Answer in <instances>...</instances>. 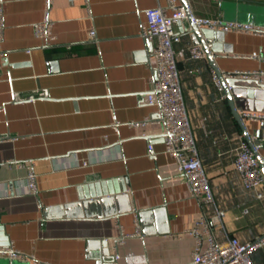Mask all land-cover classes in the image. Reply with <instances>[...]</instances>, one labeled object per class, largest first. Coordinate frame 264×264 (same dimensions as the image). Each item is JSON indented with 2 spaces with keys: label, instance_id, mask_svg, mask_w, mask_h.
<instances>
[{
  "label": "crops",
  "instance_id": "obj_1",
  "mask_svg": "<svg viewBox=\"0 0 264 264\" xmlns=\"http://www.w3.org/2000/svg\"><path fill=\"white\" fill-rule=\"evenodd\" d=\"M47 1L0 0V248L11 242L24 255H0V264H190L201 206L164 149L158 106L147 102L153 60L140 35L145 10L166 0ZM185 2L198 17L264 27V0ZM45 18L48 45L33 33ZM187 26L176 23L173 48L214 193L207 217L219 242L250 241L264 234V197L233 166L236 145L248 141L206 53L188 56ZM213 30L207 46L223 76L238 81V112L264 113V32ZM242 121L263 155L264 120ZM252 260L264 264V247Z\"/></svg>",
  "mask_w": 264,
  "mask_h": 264
},
{
  "label": "built area",
  "instance_id": "obj_2",
  "mask_svg": "<svg viewBox=\"0 0 264 264\" xmlns=\"http://www.w3.org/2000/svg\"><path fill=\"white\" fill-rule=\"evenodd\" d=\"M47 2L48 8L50 2L49 0ZM188 17L198 27L222 31L262 33L264 27L220 18L198 17L190 12L187 3L180 0H166L164 6L157 5L145 10V21L140 28V35L153 43L151 57L154 77L151 80V94L148 95L147 102L158 106L160 123L163 127L161 138L165 144L164 149L176 162L177 171L184 177L190 195L196 198L201 206V215L190 230L196 241L190 264H254L252 253L264 247V234L250 241H241L238 237L231 236L224 242H219L207 217V210L211 209L214 203V193L198 155L195 135L181 91L176 52L173 48V43L180 38L175 25L178 22L188 21ZM33 33L36 37L42 38L46 45L54 39L47 18L33 24ZM88 35L92 40L97 39L93 27L89 29ZM187 50L190 58L197 59L205 56L199 44H191ZM253 55L256 56L255 53ZM235 73L243 76L250 74L249 72ZM216 83L220 85L217 77ZM36 93L46 95L47 90H40ZM35 96V94H29L26 97L34 99ZM239 115L242 120L244 118L264 120V113L240 110ZM261 148H263V143L260 141H251L249 144L245 140H240L235 147L233 161L234 169L240 175L244 186L255 190L259 198L264 197V176L258 161V158H261L264 162V154L261 155L259 152ZM147 152L148 154L154 153L151 141L147 144ZM27 186L29 192L36 193L33 172L28 174ZM223 214L224 211L218 209L212 217L220 220ZM0 255L24 258V255L15 249L11 242L6 247L0 248Z\"/></svg>",
  "mask_w": 264,
  "mask_h": 264
},
{
  "label": "water",
  "instance_id": "obj_3",
  "mask_svg": "<svg viewBox=\"0 0 264 264\" xmlns=\"http://www.w3.org/2000/svg\"><path fill=\"white\" fill-rule=\"evenodd\" d=\"M184 3L185 0H183ZM188 26H187V31L188 33L190 34L193 42L195 44H200L203 48V50L205 51L209 61H210V64L212 65L213 69H214V72L220 82V85L222 86L223 90H224V93H225V96H226V99H227V102H228V105L230 107V110L234 116V118L236 119V121L238 122V124L240 125L241 127V130L243 131V133L245 134L246 138H247V141L248 143L250 144L251 143V138L250 136L247 134V131H246V128H245V125L239 115V112L237 110V101H236V98H235V95L238 93V82L237 80H235V78H231V77H228V76H223L222 72L220 70H218V68L216 67V65L214 64L213 60H212V54H211V51L210 49L208 48L207 46V40L213 38L214 34L216 35L215 31L213 29H210V28H207V27H198L196 24H194L190 17H188ZM146 46H147V50L149 52V54L151 53L152 51V46H153V43L152 41H146ZM258 161H259V166L261 168V171H262V174L264 176V162L261 158H258ZM106 199H109V198H106Z\"/></svg>",
  "mask_w": 264,
  "mask_h": 264
}]
</instances>
